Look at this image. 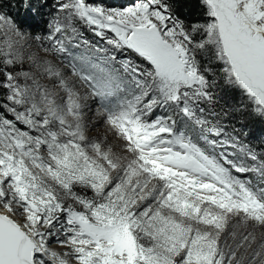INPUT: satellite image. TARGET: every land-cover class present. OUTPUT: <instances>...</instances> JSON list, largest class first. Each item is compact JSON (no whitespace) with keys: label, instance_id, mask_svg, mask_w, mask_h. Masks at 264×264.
Listing matches in <instances>:
<instances>
[{"label":"snow or ice","instance_id":"1","mask_svg":"<svg viewBox=\"0 0 264 264\" xmlns=\"http://www.w3.org/2000/svg\"><path fill=\"white\" fill-rule=\"evenodd\" d=\"M197 3L0 0V264H264V0Z\"/></svg>","mask_w":264,"mask_h":264},{"label":"trees","instance_id":"2","mask_svg":"<svg viewBox=\"0 0 264 264\" xmlns=\"http://www.w3.org/2000/svg\"><path fill=\"white\" fill-rule=\"evenodd\" d=\"M131 1H133V0H104V3L107 5H111V6H113V5L116 6L117 4H121V3H125V4L131 3ZM183 11L185 14L191 13L190 18L192 20H196L199 18L202 19V9L198 6L197 0H190V7L185 8ZM19 15H20V17H23V15H24V10L22 7L19 8ZM233 99L238 100L239 99L238 95H236ZM238 116H239V114L235 115V117H238ZM242 119H244L246 121V124L251 129V133L249 135V138L253 142H255V143H251L252 146L253 147L264 146L263 143L259 142V140L261 138H264V124L261 123L258 119L248 117V116L243 117ZM256 142H258V143H256Z\"/></svg>","mask_w":264,"mask_h":264},{"label":"rangeland","instance_id":"3","mask_svg":"<svg viewBox=\"0 0 264 264\" xmlns=\"http://www.w3.org/2000/svg\"><path fill=\"white\" fill-rule=\"evenodd\" d=\"M125 2V1H124ZM135 2V0H133V1H131V3H121V4H117L116 5V7H122V6H128V5H131V4H133ZM113 6H115V5H113ZM16 7H13V8H11L10 9V11H11V13H12V15H16V13H17V8L15 9ZM204 18H203V16H202V19L201 18H199V19H196V20H203ZM248 115L247 114H243V115H241V114H239V116L238 117H235V119H233V123H235L236 122V120H239V119H242L243 117H247ZM248 117H250V116H248ZM256 119H258V118H256ZM261 123H263L264 124V121H261L260 119H258ZM246 128H249V126L245 123V125H244ZM250 129V128H249ZM91 135H95V133H91ZM242 139H244L243 137H242ZM247 140L250 142V143H255V142H253L250 138H249V136L247 137ZM259 142L260 143H263V145H264V138H261L260 140H259ZM256 143H258V142H256ZM61 251H63V249H60Z\"/></svg>","mask_w":264,"mask_h":264}]
</instances>
